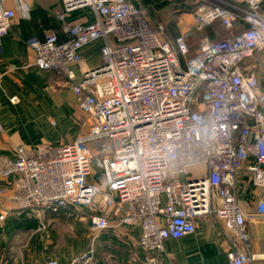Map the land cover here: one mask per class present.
<instances>
[{
  "label": "built area",
  "instance_id": "1",
  "mask_svg": "<svg viewBox=\"0 0 264 264\" xmlns=\"http://www.w3.org/2000/svg\"><path fill=\"white\" fill-rule=\"evenodd\" d=\"M15 1L16 9L0 3V45L17 14L29 16L27 1ZM194 1L199 30L216 21L231 30L238 19L244 29L221 40L203 37L191 52L185 36L172 40L163 23H149L130 0H61V19L91 8L96 21L68 24L63 42L54 33L27 40L37 68L68 80L89 129L72 143H42L30 155L19 146L14 160L1 158L0 174L14 178L11 198L20 210L74 217L91 208L92 226L101 232L113 226L110 211L117 208V225L139 226L148 252L195 233L198 219L212 216L223 222L229 264H255L249 216L235 187L254 158L247 169L264 188V90L247 67L257 55L264 61V0ZM99 40L101 65L78 80L72 66ZM103 139L116 147L95 156ZM94 167L105 187L89 181ZM257 214L264 218V201ZM72 264H98L93 247Z\"/></svg>",
  "mask_w": 264,
  "mask_h": 264
},
{
  "label": "crops",
  "instance_id": "2",
  "mask_svg": "<svg viewBox=\"0 0 264 264\" xmlns=\"http://www.w3.org/2000/svg\"><path fill=\"white\" fill-rule=\"evenodd\" d=\"M26 1L29 16L18 13L0 45V160H14L19 146L30 155L42 143H72L89 129L88 116L79 108L68 80L37 68L36 53L27 40H43L54 33L59 41H66L68 24H91L96 21V15L91 8H81L61 19V0ZM130 1L152 25L171 23L172 40L183 35L191 47V41L202 35L193 31L200 15V5L194 0L192 4L187 0ZM0 3L10 9L17 8L15 0H0ZM218 24L206 25L204 33L216 38L221 33ZM103 46L104 42L99 40L81 50L82 62L72 66L78 80L86 71L101 65ZM249 63L264 66L260 55ZM258 84L264 90L260 81ZM14 97L16 102L12 101ZM255 163L254 158L245 162L237 174L235 191L249 216L252 235L249 252L255 264H264V218L257 214L259 203L264 201V188L254 185L253 174L247 169ZM13 181V177L0 174V191H3L0 216L6 214L0 224V264H47L50 260L72 264L90 247L98 264H229L231 246L223 233V222L212 216L199 218L195 233L166 240L162 251L148 252L140 245L139 226L117 225L121 215L117 208L110 211L113 226L101 232L93 228V210L87 207L79 208L74 217L66 216L64 211L34 216L20 210L12 200ZM89 181L105 187L101 172L95 167Z\"/></svg>",
  "mask_w": 264,
  "mask_h": 264
},
{
  "label": "rangeland",
  "instance_id": "3",
  "mask_svg": "<svg viewBox=\"0 0 264 264\" xmlns=\"http://www.w3.org/2000/svg\"><path fill=\"white\" fill-rule=\"evenodd\" d=\"M189 3L192 4V1L193 0H187ZM220 24V26L218 27V29L221 30V33L217 34V37L216 38H211L213 40H221V39H224L226 38L230 32L234 33V32H239L241 30L244 29V24H243V21L242 19H238L237 22H235V24L233 25L232 29L231 30H228L226 29L220 21H216ZM165 23V24H164ZM163 24L166 26V29L167 31L170 33L172 32V25L171 23H166V22H163ZM218 24V25H219ZM206 30V26L199 30L197 29V27H195L193 29V31H200L202 32V37L201 36H198V38L196 40H193L191 41V48L192 50H194V47H196L197 44H199L200 40L203 38V37H209L207 34L204 33V31ZM199 33V32H198ZM201 37V38H200ZM210 38V37H209ZM248 69L250 70H255L256 71V68L258 69L256 73V76L258 78V81H260L262 83V85H264V66L262 65H258V66H255L253 65V63H249L247 65ZM116 147V144L113 142V140H110V139H103V140H100L99 142H96L95 145H94V155L95 156H104V155H110L113 153L114 149Z\"/></svg>",
  "mask_w": 264,
  "mask_h": 264
},
{
  "label": "trees",
  "instance_id": "4",
  "mask_svg": "<svg viewBox=\"0 0 264 264\" xmlns=\"http://www.w3.org/2000/svg\"><path fill=\"white\" fill-rule=\"evenodd\" d=\"M191 52H193V51H192V48H191Z\"/></svg>",
  "mask_w": 264,
  "mask_h": 264
}]
</instances>
